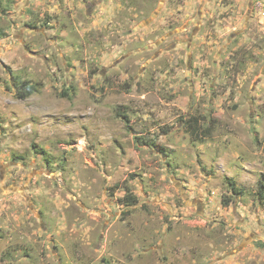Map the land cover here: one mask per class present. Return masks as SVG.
I'll use <instances>...</instances> for the list:
<instances>
[{
  "label": "rangeland",
  "instance_id": "1",
  "mask_svg": "<svg viewBox=\"0 0 264 264\" xmlns=\"http://www.w3.org/2000/svg\"><path fill=\"white\" fill-rule=\"evenodd\" d=\"M0 264H264V0H0Z\"/></svg>",
  "mask_w": 264,
  "mask_h": 264
},
{
  "label": "trees",
  "instance_id": "2",
  "mask_svg": "<svg viewBox=\"0 0 264 264\" xmlns=\"http://www.w3.org/2000/svg\"><path fill=\"white\" fill-rule=\"evenodd\" d=\"M35 92V88L32 85H24L22 87H20V89L17 91L16 93V97L18 99H25L28 96L32 95ZM193 130L196 133V130L193 128ZM261 186V184H260ZM263 188V185H262ZM131 201L135 202V199L132 197Z\"/></svg>",
  "mask_w": 264,
  "mask_h": 264
}]
</instances>
